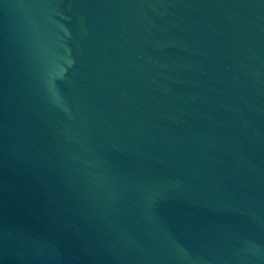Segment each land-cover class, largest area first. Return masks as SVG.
<instances>
[{
	"label": "water",
	"instance_id": "95a60500",
	"mask_svg": "<svg viewBox=\"0 0 264 264\" xmlns=\"http://www.w3.org/2000/svg\"><path fill=\"white\" fill-rule=\"evenodd\" d=\"M0 264H264V0H0Z\"/></svg>",
	"mask_w": 264,
	"mask_h": 264
}]
</instances>
